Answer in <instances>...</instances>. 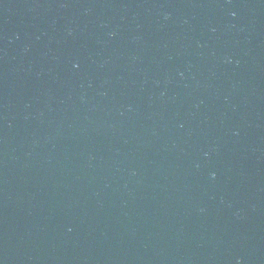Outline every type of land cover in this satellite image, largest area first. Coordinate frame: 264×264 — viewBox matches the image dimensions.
I'll use <instances>...</instances> for the list:
<instances>
[{
	"label": "water",
	"instance_id": "95a60500",
	"mask_svg": "<svg viewBox=\"0 0 264 264\" xmlns=\"http://www.w3.org/2000/svg\"><path fill=\"white\" fill-rule=\"evenodd\" d=\"M0 264H219L163 0H0Z\"/></svg>",
	"mask_w": 264,
	"mask_h": 264
}]
</instances>
